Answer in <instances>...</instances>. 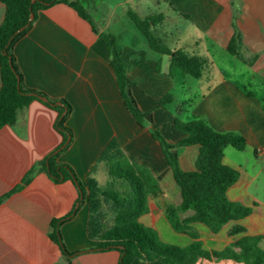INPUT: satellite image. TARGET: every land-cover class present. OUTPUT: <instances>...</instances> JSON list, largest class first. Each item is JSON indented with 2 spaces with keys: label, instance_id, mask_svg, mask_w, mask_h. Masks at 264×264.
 I'll return each instance as SVG.
<instances>
[{
  "label": "crops",
  "instance_id": "1",
  "mask_svg": "<svg viewBox=\"0 0 264 264\" xmlns=\"http://www.w3.org/2000/svg\"><path fill=\"white\" fill-rule=\"evenodd\" d=\"M83 6L96 16L97 22L88 13L96 31L73 8L57 2L40 10L13 46L24 83L71 105L66 125L72 139L58 160L69 164L83 182L99 153L115 139L130 161L151 170L160 186V192L148 198V209L139 220L155 228L163 241L181 246L191 242L188 234L174 231L164 216L166 204L180 201L179 190L160 142L137 123L122 100L106 43L98 35L111 32L124 62L127 87L139 108L151 112L152 126L167 141L174 143L182 136L173 124L178 107L181 119L201 117L215 131L235 132L245 139L242 150L226 146L222 162L239 171L226 190L227 198L252 210L216 233L193 222L202 246L222 249L243 235H262L259 246L264 248V0H86ZM127 10L139 17L161 13L163 18L152 26L154 35L171 50L179 48L200 57V76L170 65L169 54L151 49ZM4 11L0 1V22ZM232 21L241 34L243 59L226 49ZM167 93L172 102L159 106ZM55 118V110L32 100L13 125L0 127V196L60 143ZM197 153L196 144L179 147L180 168L193 169ZM104 170L99 164L92 176L98 181ZM77 198L78 189L70 180L55 183L44 172L4 197L0 201V264H115L117 250L66 257L50 240V221L75 206L73 215L59 227L65 247L74 252L98 242L87 235V201ZM191 213L186 210L181 216ZM235 224L243 230L230 234ZM131 264L162 263L157 258L134 259ZM196 264L245 263L226 258Z\"/></svg>",
  "mask_w": 264,
  "mask_h": 264
},
{
  "label": "trees",
  "instance_id": "2",
  "mask_svg": "<svg viewBox=\"0 0 264 264\" xmlns=\"http://www.w3.org/2000/svg\"><path fill=\"white\" fill-rule=\"evenodd\" d=\"M5 7L0 22V127L16 122L18 113L32 100H38L56 111L54 128L61 136L60 143L41 159L36 160L23 175L20 182L0 196V201L11 192L27 184L37 172H44L55 183L70 180L78 189L77 201L86 199L88 218L87 235L98 241L93 246L70 252L65 247L59 227L75 212V206L64 216L50 221L48 236L61 253L71 255L86 251L117 250L119 258L115 264H131L139 259L150 262L159 258L162 264H196L199 260L232 259L245 264H264V248L259 246L262 235H243L232 240L222 249H206L198 233L192 228L193 222L206 225L212 233L218 232L227 222L238 220L248 215L252 208L239 201L227 198L226 190L239 176V171L222 162L226 146L242 150L245 139L235 132H218L212 129L201 117L184 120L179 117V107L173 120L174 127L182 136L174 143L165 139L162 133L152 126V114L139 108L132 92L127 87L124 62L117 47L116 36L108 31L98 32L107 46L110 65L112 66L122 100L138 124L148 128L150 134L160 142L162 152L171 169L180 201L168 203L164 207V216L170 227L176 232H183L191 237V242L181 246L160 239L155 228L143 224L139 216L148 209V198L160 192V186L149 168L130 161L120 149L117 141L111 139L99 153L82 182L73 168L58 160L71 139V129L66 119L71 112L70 103L57 97H50L44 92L28 87L15 63L13 46L31 26L40 10L62 2L73 8L76 13L88 21L94 31L96 27L83 6L86 0H0ZM33 16L29 19V14ZM127 15L145 37L148 46L159 53L170 55V65H176L193 77L201 74L202 60L196 55H189L176 48L171 50L154 33L152 26L163 15L154 13L139 17L132 10ZM233 32L226 49L238 59L242 47L241 34L232 21ZM23 27L22 29H20ZM45 96L46 100H42ZM172 95L167 93L159 101V106L172 102ZM196 144L198 153L194 168L183 170L178 164V148ZM102 164L106 180L99 184L92 173ZM186 210L192 213L182 217ZM241 225H233L229 233L242 231Z\"/></svg>",
  "mask_w": 264,
  "mask_h": 264
},
{
  "label": "rangeland",
  "instance_id": "3",
  "mask_svg": "<svg viewBox=\"0 0 264 264\" xmlns=\"http://www.w3.org/2000/svg\"><path fill=\"white\" fill-rule=\"evenodd\" d=\"M87 11V10H86ZM90 11V10H89ZM88 13H92L91 11L90 12H88ZM92 15V18L94 19V21H96L97 22V18H96V16L94 17L93 15V13L91 14ZM96 15V14H95ZM104 174H105V170H104V173L101 175V178H98V181L101 183V184H104V182H105V180H106V178L104 177ZM262 177H264V172L262 173V175H261ZM176 194L174 195V200H176Z\"/></svg>",
  "mask_w": 264,
  "mask_h": 264
},
{
  "label": "water",
  "instance_id": "4",
  "mask_svg": "<svg viewBox=\"0 0 264 264\" xmlns=\"http://www.w3.org/2000/svg\"><path fill=\"white\" fill-rule=\"evenodd\" d=\"M32 16H33V14L30 13V14H29V19H31ZM22 28H23V27H21L20 29H22ZM41 99H42V100H46V97H45V96H41Z\"/></svg>",
  "mask_w": 264,
  "mask_h": 264
}]
</instances>
